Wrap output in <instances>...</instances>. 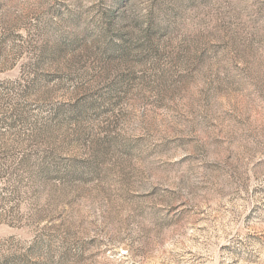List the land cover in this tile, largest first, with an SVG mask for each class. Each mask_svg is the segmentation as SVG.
I'll use <instances>...</instances> for the list:
<instances>
[{
	"label": "rangeland",
	"instance_id": "1",
	"mask_svg": "<svg viewBox=\"0 0 264 264\" xmlns=\"http://www.w3.org/2000/svg\"><path fill=\"white\" fill-rule=\"evenodd\" d=\"M0 264H264V0H0Z\"/></svg>",
	"mask_w": 264,
	"mask_h": 264
}]
</instances>
